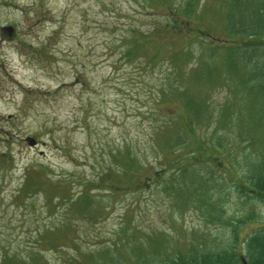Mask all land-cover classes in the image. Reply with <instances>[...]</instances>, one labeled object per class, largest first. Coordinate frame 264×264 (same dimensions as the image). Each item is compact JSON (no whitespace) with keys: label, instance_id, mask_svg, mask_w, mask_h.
Returning a JSON list of instances; mask_svg holds the SVG:
<instances>
[{"label":"rangeland","instance_id":"rangeland-1","mask_svg":"<svg viewBox=\"0 0 264 264\" xmlns=\"http://www.w3.org/2000/svg\"><path fill=\"white\" fill-rule=\"evenodd\" d=\"M227 1L0 0V264H166L232 245L246 259L264 227L245 183L264 115L244 65L226 64L245 40ZM167 16L186 37L159 29ZM187 118L189 151L194 134L220 150L168 167L162 142ZM127 155L136 175L97 181ZM28 166L36 194L18 188Z\"/></svg>","mask_w":264,"mask_h":264},{"label":"trees","instance_id":"trees-1","mask_svg":"<svg viewBox=\"0 0 264 264\" xmlns=\"http://www.w3.org/2000/svg\"><path fill=\"white\" fill-rule=\"evenodd\" d=\"M226 8L225 26L229 35L231 34L235 37L242 35L245 36L242 46L233 45L227 48L226 64L234 66L241 63L244 65L245 70L247 71L245 73V71L242 70L244 82L249 86L248 88H251L254 91L257 90V106L259 107L258 109H261V111L263 110L261 115H264V57L262 54L257 55L255 53V50L258 48L257 46L263 42L260 36H264V0H228ZM187 10V15L189 16V5L187 6ZM176 11L177 10L171 9V14H173L174 17H178L179 20L180 15H177ZM188 16L186 17L188 18ZM174 17L167 16V21L165 20L159 29L164 30L165 32L170 31V33L176 32L182 35L183 38L186 37L187 32H185V30L182 31L184 28V26L181 25L182 22L177 21ZM180 19L183 18L181 17ZM184 21L189 20L185 18ZM143 36L145 35L143 34ZM147 40L149 41L148 36L145 38V41ZM257 65L259 67H257ZM183 127L185 128L184 132L176 133L170 138V140L169 137L164 138L162 142L161 158L171 153L166 166L171 167L174 164L186 160L189 162V159L196 160L197 158L202 157L203 154L209 157L213 154L214 150H220L219 145L221 144L218 142H215L213 139H210L209 142H207L202 136L193 133L194 150L189 151V118L183 123ZM174 145H185L187 148L181 147V150H178L179 155L172 158L171 155L176 153L173 149V147H175ZM255 149L257 148L255 147ZM256 152V150L251 151L245 156V160L248 159V164L250 165V170L246 173L245 183H247L246 185L250 188V191H253L264 200V160L260 159ZM127 157L128 162L124 164L125 166L121 167L122 170L120 166L118 168L117 165L112 164L110 167L107 166L99 172L97 181H108L110 183L111 179L118 175L116 173L120 172L128 173L129 171L131 175H136L137 163L132 156L127 155ZM35 172H38V167L36 168V171H33L30 166L27 167V174L24 173L23 182H21L18 187L21 191L27 189V194L37 193L39 191L41 183L39 181L35 183L31 181ZM126 173H124L123 176H125ZM40 175L44 177L45 181L51 180V176H48L49 174L47 171H43ZM113 180L114 179H112V182ZM129 180L133 181V178ZM113 185L114 184L110 186L109 184L108 189L112 190ZM83 195L85 197L82 199L83 203H89L88 197L90 196H88L87 193ZM245 249L246 259L235 250L233 245L231 248L204 252L195 249H188L181 252L179 250L174 257L168 259L166 264H264V227L260 228L257 232L247 238ZM241 257H243L245 263L241 260Z\"/></svg>","mask_w":264,"mask_h":264},{"label":"water","instance_id":"water-1","mask_svg":"<svg viewBox=\"0 0 264 264\" xmlns=\"http://www.w3.org/2000/svg\"><path fill=\"white\" fill-rule=\"evenodd\" d=\"M27 140L30 145H33L35 143V139L32 137H28ZM241 260H243V262L245 263L243 257H241Z\"/></svg>","mask_w":264,"mask_h":264}]
</instances>
